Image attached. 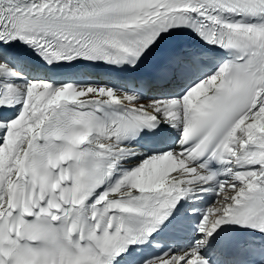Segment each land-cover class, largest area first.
Listing matches in <instances>:
<instances>
[{"label": "snow or ice", "instance_id": "1", "mask_svg": "<svg viewBox=\"0 0 264 264\" xmlns=\"http://www.w3.org/2000/svg\"><path fill=\"white\" fill-rule=\"evenodd\" d=\"M0 264H264V0H0Z\"/></svg>", "mask_w": 264, "mask_h": 264}]
</instances>
